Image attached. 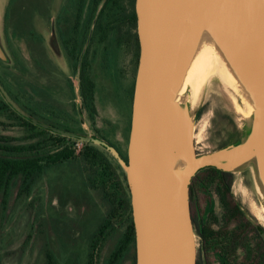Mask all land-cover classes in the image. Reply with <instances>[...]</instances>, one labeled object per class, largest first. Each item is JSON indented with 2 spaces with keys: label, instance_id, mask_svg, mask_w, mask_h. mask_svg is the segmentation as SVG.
<instances>
[{
  "label": "water",
  "instance_id": "1",
  "mask_svg": "<svg viewBox=\"0 0 264 264\" xmlns=\"http://www.w3.org/2000/svg\"><path fill=\"white\" fill-rule=\"evenodd\" d=\"M134 12L139 52L126 159L96 136L50 130L103 147L123 171L135 264H195L189 190L198 170H248L264 215V0H134ZM213 56L228 82L217 74L203 76L192 92V70ZM211 80L231 104L238 138L198 154L195 122ZM0 94L16 113L38 124L1 85Z\"/></svg>",
  "mask_w": 264,
  "mask_h": 264
},
{
  "label": "rangeland",
  "instance_id": "2",
  "mask_svg": "<svg viewBox=\"0 0 264 264\" xmlns=\"http://www.w3.org/2000/svg\"><path fill=\"white\" fill-rule=\"evenodd\" d=\"M60 2L61 0H17L13 4L5 22L6 30L15 28L11 26L12 18H15L18 23L17 30L14 34L9 31V35L17 37L22 46L26 45L30 51L28 54L24 51L27 56L25 58L14 49L15 64H0V81L6 93L9 91L18 102L20 101L25 111L32 112L37 117V114L44 118L51 116L59 126L69 125L79 131V126H74L72 120L70 123L64 120L69 117L64 115L69 103L63 105L67 101V93L57 81L64 80V77H41L40 84L31 88L32 50L28 30L37 22H45L50 6L55 3L58 8ZM0 4L4 6L3 1ZM102 52L103 60L100 57ZM87 53L93 65L90 76L95 81V94L99 102L96 117L93 122L87 117L85 127L90 133L98 130L112 143H119L121 140V150L125 154L129 117L125 131L122 129L124 125L121 122V114L127 116L131 112L130 97L134 81L131 52L123 46H117L114 32H111L103 43H99L97 37L88 40ZM106 63L107 67H110L108 72L104 71ZM72 83L76 86L74 79ZM32 93L53 98L54 102L62 105H54L52 102V105H49L44 96L36 99ZM0 101L3 100L0 98ZM1 102L0 140L11 145L28 144L38 140L24 138L37 133L38 130H26L25 127L18 126L19 120L9 109L3 108ZM200 109L201 113L195 122L194 147L196 152L202 153L214 150L221 130L226 125L229 127L230 120L232 126H235V122L231 104L216 81L208 82ZM69 118L74 119L72 116ZM80 147L81 144L76 142L75 153H78ZM97 150L111 160L103 148L97 146ZM88 177L94 188L87 185ZM241 178L242 174L234 173L236 183ZM249 178L251 179L250 173ZM20 182V178L12 181L4 203L0 192V264H45V250L53 254L58 264H85L90 235L108 209L106 201L102 199L101 188L105 185L109 194H120L114 176L105 171L100 163L96 168H89L81 157H74L45 169L32 184L29 193H18ZM235 190L238 193L241 188L237 186ZM242 193L245 196V193ZM121 230L122 228H117L106 240L100 259L107 258ZM121 264H131V261L124 258Z\"/></svg>",
  "mask_w": 264,
  "mask_h": 264
},
{
  "label": "flooded vegetation",
  "instance_id": "3",
  "mask_svg": "<svg viewBox=\"0 0 264 264\" xmlns=\"http://www.w3.org/2000/svg\"><path fill=\"white\" fill-rule=\"evenodd\" d=\"M2 1L4 6L2 7V4H0V9L3 8L0 11V50L3 58L0 57V64L14 66L15 55L13 50H18L21 56L25 58H27L25 53L28 54L30 50L26 45L23 47L17 37L9 35V31L14 34L17 30L18 23L15 18H12L13 23L11 25L15 28L12 27L11 30H6L5 27L10 8L17 0ZM2 1L0 0L1 3ZM52 5L48 9L45 22H37L33 24V28L28 30L32 50L30 60L33 84L31 88L40 84L41 77H54V75L64 77L65 79L62 81L57 80L63 85L67 93V101L63 105L69 103V106H67L64 115L74 117V119L68 117L64 120L69 123L72 120L74 126H79V131L69 125L59 126L57 122L52 120L51 116L44 118L37 114V117L31 112V118L38 123L35 125L38 131L43 129L52 132L50 128H56L75 136H96L103 139L126 159V151L124 154L121 150V140L119 143H112L98 130L92 129L93 131L90 133L85 127L87 117L92 120L91 122L96 117L97 102H99L95 94V81L90 76L93 65L91 57L87 53V41L97 37L98 42L103 43L108 35L114 32L116 45L123 46L131 52L135 76L137 61L135 60L136 43L133 34L136 33V18L135 30H131L130 34L126 33L124 29L128 23H124L123 31L118 34L115 29H108L111 24L105 21L102 4L92 12L91 0H61L58 8L55 7V3ZM121 5L127 8L128 0H122ZM76 9H79V12ZM30 25L32 27V24ZM136 42L138 45L137 35ZM103 56L104 53L102 52L100 55L102 60ZM101 65H103V62H101ZM107 66L106 63L104 65L105 72L110 70V67ZM22 68L24 69V66ZM86 76L89 77L94 86L91 101L92 111L87 108L84 88ZM72 79L75 80L76 86L72 83ZM2 88L5 90L4 85ZM32 94L36 96V99L44 96L42 94L38 95V93ZM44 97L49 105H52L51 102L54 105L59 104L56 101L54 102L53 98ZM130 98L132 99V94ZM15 103L23 105L20 101ZM21 109L23 110V108ZM201 110L198 111L197 118ZM127 121L129 131L130 113L127 116L121 114V122L124 125L122 129L125 131ZM41 125H44L45 128ZM234 138H238V133L230 120L229 127L226 125L219 133V140L215 144V149L221 148L229 142L228 140ZM197 153L204 154L207 152L200 153L197 151ZM221 172L225 175L213 178L199 177L194 183L190 184L189 205L195 235V264H264V225L251 210V204L257 206L258 204L252 192L249 171L238 172L242 174V178L240 181L238 180V183L235 182L234 173ZM237 186L241 188L238 193L235 190ZM242 192L245 193V196Z\"/></svg>",
  "mask_w": 264,
  "mask_h": 264
},
{
  "label": "trees",
  "instance_id": "4",
  "mask_svg": "<svg viewBox=\"0 0 264 264\" xmlns=\"http://www.w3.org/2000/svg\"><path fill=\"white\" fill-rule=\"evenodd\" d=\"M121 2L122 0H91V12L102 4V13L104 14L105 21L111 24L108 29H115L118 34H121L120 32L124 28L123 24L128 23L124 31L130 34L131 30H135L133 0H128L127 8L123 7ZM76 10L79 12V9ZM133 36L136 43L135 60L137 61L138 45L136 42V33ZM0 84L3 86L1 81ZM93 87L92 81L86 76L84 88L87 108L90 111L93 110L91 102L93 99ZM8 94L14 102H18L9 91ZM0 98L3 100L2 102L0 101L3 108L9 109L10 113L19 120L18 126L25 127L26 130L38 129L29 120L16 113L1 95ZM18 106L23 108V111L31 117L30 112L25 111L26 109L23 105ZM24 138H38V140L22 145H11L6 141L0 140V192L2 193V203L5 202L10 184L17 178L21 180L18 193L25 194L29 193V189L35 180L49 167L56 166L74 157H81L89 168H96V165L100 163L103 169L116 179L120 194L119 196H116L115 193L109 194L105 185L101 188L102 199L106 201L108 209L102 221L90 235L85 264H121L124 258L130 259L131 264H135V240L129 192L124 173L111 154L102 147L111 159L108 160L104 154L97 150V146L92 142H81L78 153H75L74 145L76 142H79L76 138L65 137L61 134L47 132L43 129H39L37 133L29 134ZM235 140V138L228 140L229 142L227 141L228 143L223 146ZM107 144L110 145L109 143ZM220 175H225V173L213 167L203 168L197 171L192 178V182L194 183L199 177L213 178ZM86 181L90 188L95 187L90 177ZM117 228H122L121 234L115 240L107 258L104 260L100 259L101 251L106 240L113 235ZM44 256L45 264H58L49 250H45Z\"/></svg>",
  "mask_w": 264,
  "mask_h": 264
},
{
  "label": "bare ground",
  "instance_id": "5",
  "mask_svg": "<svg viewBox=\"0 0 264 264\" xmlns=\"http://www.w3.org/2000/svg\"><path fill=\"white\" fill-rule=\"evenodd\" d=\"M213 61H210V57H207L202 60V63L200 66L198 65L194 70H192L189 78H188V86L192 92H194V89L196 87V84L198 83L199 78L201 77H214L216 74L220 76V78L224 82H228L227 76L223 72L221 68L218 67V62L216 57H212ZM195 136V135H194ZM251 200V199H250ZM249 201V200H248ZM252 201V200H251ZM250 203V202H249ZM255 210H254V208ZM252 212H254V215L260 219L261 223L264 225V215L262 212V209L259 207H255V205H251Z\"/></svg>",
  "mask_w": 264,
  "mask_h": 264
},
{
  "label": "built area",
  "instance_id": "6",
  "mask_svg": "<svg viewBox=\"0 0 264 264\" xmlns=\"http://www.w3.org/2000/svg\"><path fill=\"white\" fill-rule=\"evenodd\" d=\"M80 143V142H79Z\"/></svg>",
  "mask_w": 264,
  "mask_h": 264
}]
</instances>
